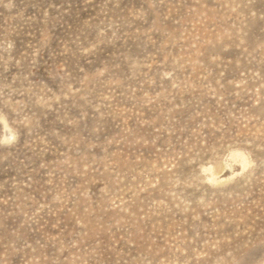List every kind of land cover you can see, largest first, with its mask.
I'll list each match as a JSON object with an SVG mask.
<instances>
[{
  "label": "rangeland",
  "instance_id": "obj_1",
  "mask_svg": "<svg viewBox=\"0 0 264 264\" xmlns=\"http://www.w3.org/2000/svg\"><path fill=\"white\" fill-rule=\"evenodd\" d=\"M0 264H264V0H0Z\"/></svg>",
  "mask_w": 264,
  "mask_h": 264
},
{
  "label": "bare ground",
  "instance_id": "obj_2",
  "mask_svg": "<svg viewBox=\"0 0 264 264\" xmlns=\"http://www.w3.org/2000/svg\"><path fill=\"white\" fill-rule=\"evenodd\" d=\"M244 159H245L244 157H241V160H240V162H242L243 164H244V162H245ZM245 165H246V164H245ZM243 166H244V165H243ZM213 169H214V168H213ZM206 170H212V168L210 167V168H207ZM213 175H215L214 172H212V176H213ZM213 178H214V177H213Z\"/></svg>",
  "mask_w": 264,
  "mask_h": 264
}]
</instances>
